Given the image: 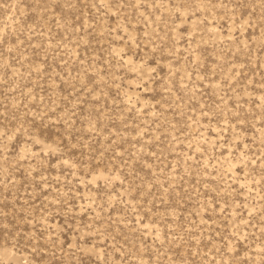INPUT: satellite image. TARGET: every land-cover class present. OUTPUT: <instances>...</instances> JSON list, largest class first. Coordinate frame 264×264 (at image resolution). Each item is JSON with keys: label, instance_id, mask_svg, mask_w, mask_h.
I'll list each match as a JSON object with an SVG mask.
<instances>
[{"label": "rangeland", "instance_id": "rangeland-1", "mask_svg": "<svg viewBox=\"0 0 264 264\" xmlns=\"http://www.w3.org/2000/svg\"><path fill=\"white\" fill-rule=\"evenodd\" d=\"M0 264H264V0H0Z\"/></svg>", "mask_w": 264, "mask_h": 264}]
</instances>
